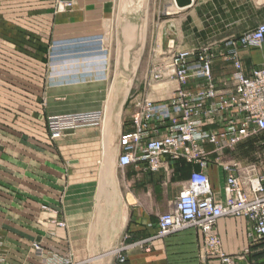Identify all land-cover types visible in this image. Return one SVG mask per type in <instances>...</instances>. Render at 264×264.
Masks as SVG:
<instances>
[{"label": "crops", "instance_id": "crops-1", "mask_svg": "<svg viewBox=\"0 0 264 264\" xmlns=\"http://www.w3.org/2000/svg\"><path fill=\"white\" fill-rule=\"evenodd\" d=\"M112 1L63 7L60 0H0V264H221L205 254L196 229L157 235L158 218L174 209L199 165L179 161L156 173L145 163L118 166L119 138L133 130L140 104L168 100L180 86L149 73L132 101L109 104ZM174 13L169 36L150 49L151 62L210 47L214 82L220 94L231 92L234 69L224 55L230 42L264 23V0H192ZM134 33L122 40L133 41ZM97 36L106 51L88 42ZM236 46L244 73L264 66L261 48ZM84 112H104L102 125L50 139L46 118ZM165 132L162 126L158 135ZM204 148L210 163L203 172L223 201L221 162H250L236 148ZM215 230L224 254L239 258L234 264H264V242L246 220L220 219Z\"/></svg>", "mask_w": 264, "mask_h": 264}, {"label": "built area", "instance_id": "built-area-1", "mask_svg": "<svg viewBox=\"0 0 264 264\" xmlns=\"http://www.w3.org/2000/svg\"><path fill=\"white\" fill-rule=\"evenodd\" d=\"M69 7L71 3H63ZM90 44L100 46L102 37L89 38ZM259 47L264 52V23L229 43L226 56L232 63L234 88L220 94L211 73L217 55L210 47L172 52L167 62L150 70L155 82L175 80L179 88L168 100L140 104L132 117L133 130L119 138L118 166L145 163L146 169L156 173L162 168L184 161L197 164L201 171L193 172L183 191L178 195L174 209L158 218V237L165 238L187 229H196L203 240L207 256L216 257L221 264H234L238 257L223 253L215 230L220 219H244L255 239L264 242V168L249 163L221 162L226 172L225 198L216 201L203 170L210 163L205 146L217 151L233 150L257 135L264 134V66L244 73L237 52V44ZM198 81L195 90L189 82ZM104 112H84L46 118L45 127L50 139L73 133L79 129L99 127ZM165 127L166 132L158 135ZM214 126V129H207ZM63 226V224H59ZM40 250L39 246H35ZM119 263L124 262L120 255Z\"/></svg>", "mask_w": 264, "mask_h": 264}, {"label": "rangeland", "instance_id": "rangeland-1", "mask_svg": "<svg viewBox=\"0 0 264 264\" xmlns=\"http://www.w3.org/2000/svg\"><path fill=\"white\" fill-rule=\"evenodd\" d=\"M112 7L109 40L111 89L108 102L119 105L125 98L126 103L135 98L136 87L145 83L146 74L159 63L151 62L149 52L157 39L169 36L167 21L170 22L176 16V7L172 0H113ZM131 30L136 32L133 41L122 40L125 34L129 36ZM124 88L127 90L126 95ZM249 144L247 149L235 150H239L240 155L247 157L250 163L264 168V134L255 136L249 140Z\"/></svg>", "mask_w": 264, "mask_h": 264}, {"label": "water", "instance_id": "water-1", "mask_svg": "<svg viewBox=\"0 0 264 264\" xmlns=\"http://www.w3.org/2000/svg\"><path fill=\"white\" fill-rule=\"evenodd\" d=\"M72 0H60L61 3H70ZM177 9L182 10L192 4V0H173Z\"/></svg>", "mask_w": 264, "mask_h": 264}]
</instances>
